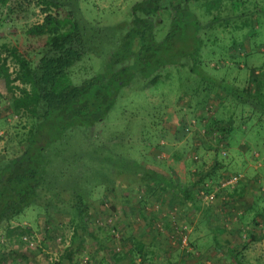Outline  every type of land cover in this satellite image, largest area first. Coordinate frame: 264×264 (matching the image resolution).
Listing matches in <instances>:
<instances>
[{
	"label": "rangeland",
	"instance_id": "1",
	"mask_svg": "<svg viewBox=\"0 0 264 264\" xmlns=\"http://www.w3.org/2000/svg\"><path fill=\"white\" fill-rule=\"evenodd\" d=\"M135 1L6 0L0 5V55L11 76L20 68L11 50L32 64L58 56L51 25L39 34L31 27L45 23L48 13L70 16L83 45L68 47L59 61L78 84L105 67ZM221 5L217 18L216 10L201 16L205 32L198 59L200 70L220 79L226 90L205 95L196 88L198 76L180 66L160 69L151 82L122 87L103 121L78 126L49 147V188L9 222L23 233V244L14 236L9 241L0 227V264H67L61 256L71 245L70 264H87L88 258L89 264H125L123 254L135 243L131 236L146 246V256L134 264H234L214 248L211 225L223 245L243 249L251 264H264V0ZM167 14L163 9L162 17ZM60 27L66 30L68 23ZM17 93L0 77V168L24 149L33 128L32 116L11 107ZM206 116L229 128L225 147L203 133ZM134 161L150 174L188 185L194 203L174 189L161 190L150 174L134 175ZM198 164L208 174L204 179L194 174ZM233 175L237 179L230 182ZM80 192L90 212L86 233L76 227ZM167 222L179 228L172 232Z\"/></svg>",
	"mask_w": 264,
	"mask_h": 264
},
{
	"label": "trees",
	"instance_id": "2",
	"mask_svg": "<svg viewBox=\"0 0 264 264\" xmlns=\"http://www.w3.org/2000/svg\"><path fill=\"white\" fill-rule=\"evenodd\" d=\"M5 1L0 0V5ZM192 2L199 7V12H195L191 6ZM221 3L222 0L135 1L131 6L126 30L118 38L105 67L78 84L70 80L59 61V56L62 52H66L68 47L83 45V35L78 22L70 16L58 18V13H48L45 16V23L31 27V32L39 34L44 32L47 23L51 25L50 38L58 56L47 55L32 64L21 54L11 50V55L20 62V68L14 76H11L6 65V58L0 55V77L4 79L8 89H15L18 92L11 98V107L15 111L26 112L34 119L31 133L25 139L24 149L4 162L0 168V227L3 225L9 241L14 236L13 239L18 244L25 242L22 238L23 233H15L9 222L36 202L49 188L46 182L47 166L50 163L49 147L62 140L78 126L92 127L95 123L103 121L122 87L128 86L131 82L146 80L151 82L156 79L160 69L180 66L181 69L187 67L188 71L198 76L196 88L205 95L210 92L224 91L225 88L222 87L220 79L211 77L200 70L201 60L198 59L202 46V34L205 32L201 27L203 22L201 16L216 10L213 18H217L222 7ZM232 4L238 7V3L233 1ZM163 9L168 10L165 17L161 15ZM64 22L68 23L66 30L60 27ZM164 22L168 25L164 34L161 35L160 30ZM17 80L19 83H14ZM249 88L251 89V86ZM235 93L238 95L241 91ZM197 120L201 123L200 118L197 117ZM203 127V133L205 132L211 139L222 141L220 145L224 144L225 147L228 135L231 133L229 128L214 122L213 118L210 120L208 116ZM218 131L222 132L220 136L215 135ZM134 164L135 167L137 166L135 170L133 168L134 171L132 170L134 175L141 177L143 174H150L148 172L151 170L143 168V164L141 165L138 161H134ZM194 174L199 179H204L208 175L203 173L199 164ZM150 175L156 179L161 190L174 189L184 200L190 204L194 203L193 191L191 192L185 183L175 182L171 177L167 178L160 173ZM76 199V227L86 233L89 226L88 217H90L87 199L81 192L77 194ZM164 226L174 232L179 228V223L167 222ZM110 228L114 230L116 225L110 224ZM210 229L213 231L211 237L214 248L226 255L230 263L251 264L247 261L243 249L223 245L215 230L217 228L211 225ZM107 232H111L110 229H107ZM131 238V242L135 243H131L129 249L123 254L126 260L122 262L125 264H134L139 255L146 256L144 251L146 246L143 242L135 236ZM97 241L101 244L100 240ZM1 246L4 247L5 244L2 243ZM73 250L74 247L71 245L61 256L67 264L72 261ZM116 261L119 262V258ZM90 262L91 259L88 258L87 264ZM91 264L110 263L98 259Z\"/></svg>",
	"mask_w": 264,
	"mask_h": 264
},
{
	"label": "built area",
	"instance_id": "3",
	"mask_svg": "<svg viewBox=\"0 0 264 264\" xmlns=\"http://www.w3.org/2000/svg\"><path fill=\"white\" fill-rule=\"evenodd\" d=\"M237 179V175H233L231 178H230V182H233V181H235Z\"/></svg>",
	"mask_w": 264,
	"mask_h": 264
}]
</instances>
